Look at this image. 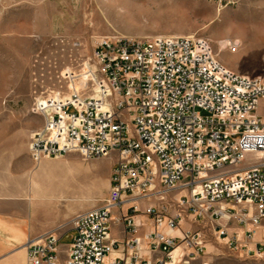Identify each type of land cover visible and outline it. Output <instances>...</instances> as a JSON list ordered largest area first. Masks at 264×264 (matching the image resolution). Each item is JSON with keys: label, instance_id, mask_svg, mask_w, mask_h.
Wrapping results in <instances>:
<instances>
[{"label": "built area", "instance_id": "2783aa9c", "mask_svg": "<svg viewBox=\"0 0 264 264\" xmlns=\"http://www.w3.org/2000/svg\"><path fill=\"white\" fill-rule=\"evenodd\" d=\"M56 77L31 107L42 118L31 159L77 152L115 163L105 201L73 217L65 260L52 230L28 239L26 264H264V72L234 71L206 37L118 35ZM125 201L131 236L120 241L110 219ZM186 219L198 228L180 230ZM119 248L125 257L112 256Z\"/></svg>", "mask_w": 264, "mask_h": 264}, {"label": "rangeland", "instance_id": "374dc122", "mask_svg": "<svg viewBox=\"0 0 264 264\" xmlns=\"http://www.w3.org/2000/svg\"><path fill=\"white\" fill-rule=\"evenodd\" d=\"M118 35L206 37L234 71L264 72V0H0L1 160L25 166L31 135L42 125V118L31 112L34 98L59 87L57 73L89 55L98 38ZM230 40L240 41L237 52L229 50ZM49 159L56 163H35V178L57 185L79 208L105 201L115 154L86 159L73 152ZM148 202L157 201L141 200ZM71 241L70 236L59 240L62 256Z\"/></svg>", "mask_w": 264, "mask_h": 264}, {"label": "crops", "instance_id": "0c3cea01", "mask_svg": "<svg viewBox=\"0 0 264 264\" xmlns=\"http://www.w3.org/2000/svg\"><path fill=\"white\" fill-rule=\"evenodd\" d=\"M25 160L26 164L22 167L21 162L14 159L8 158V162L0 159V264H26L28 239L48 231H56L60 239L70 236L73 240L75 228L72 219L88 208H79L73 197L58 192L57 185L35 178V162L28 150ZM30 161L33 163L30 164ZM41 162L47 165L56 163L49 158ZM131 206L132 201H125L112 209L110 231L114 239L123 241L131 236L127 225V217L132 215ZM145 206L139 202L141 209ZM139 218L143 222L147 220L145 215ZM190 228H198V225L187 219L181 223L180 230ZM144 232L145 227H142L138 234L143 236ZM143 240L146 243V239ZM159 255L158 252L143 251L144 257ZM60 256L64 261L66 255ZM112 256L125 257L126 252L119 248Z\"/></svg>", "mask_w": 264, "mask_h": 264}]
</instances>
